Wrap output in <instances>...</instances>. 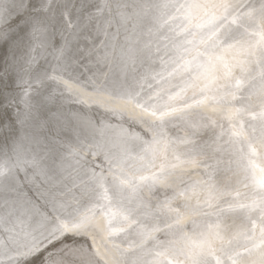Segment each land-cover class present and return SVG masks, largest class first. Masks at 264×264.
Instances as JSON below:
<instances>
[{"label": "bare ground", "instance_id": "1", "mask_svg": "<svg viewBox=\"0 0 264 264\" xmlns=\"http://www.w3.org/2000/svg\"><path fill=\"white\" fill-rule=\"evenodd\" d=\"M83 2L52 0V10L48 15L55 24V35L48 46L36 49L33 53L35 60L25 65L28 68L24 77L27 84H22L11 69L6 72L4 62L0 65V91H6L5 95L0 94V164L9 169L6 175L0 176V212L8 206L6 196L11 191L15 196L22 192L31 195L32 191H36L31 199L37 209V221L32 231L24 234L30 240L22 239L18 233L12 236V232L16 233L14 229L0 230V236L8 238L0 245V264H14L15 254L23 251L25 245L45 240L55 227L54 216L63 219L80 212L88 213L93 228L87 235L69 233L60 240L52 241L48 247L54 253L57 264L61 260L64 264H71L68 258L79 257L75 250L83 248L90 249L82 254L89 255L87 258L90 259L82 264H95L101 258V264H119L121 258L116 245L125 251L129 264H143L152 259L155 249L167 246L169 240L183 235V232L166 228L172 218L160 207L162 204L172 201L174 207H184L183 201L176 205L174 198L179 193L198 187L204 179L239 188L242 193L247 191L242 183L244 176L237 175L244 161L240 159L238 145L231 142L236 139L230 133L232 122L223 114L225 109L230 111L234 105L247 103L242 100L226 105L205 101L200 107L193 106L187 110L188 114L183 119L173 120L163 130L166 138L177 142L178 153L186 152L197 157L198 164L168 169L164 174L167 179L157 182L151 189L145 187L142 191H133L119 186L113 188L108 180L103 182V188H96V181L91 179L92 172L100 173L101 169L107 172L110 159L123 161L125 175L132 173L137 176L135 183H141L138 179L140 174H160L148 163L152 159L151 154L145 152L147 141L154 135L145 121L158 118L144 113L137 104L149 108L163 104L168 99V93L160 89L169 85L156 75L164 72L166 65L160 59L163 53L155 54L157 38L149 33L152 26L150 20L125 24L120 19L119 22L115 19L119 15L115 9L116 0ZM142 2L144 0H121V3ZM33 3L40 6V0H33ZM109 4L113 6L111 15ZM108 21H111L110 27ZM27 31L30 29L20 32L19 36L24 38L26 50H31L35 48V42H30ZM102 40L103 45L100 44ZM13 43L0 41L2 61L10 57ZM148 44H151L153 52L151 57L146 55L145 45ZM121 49L124 51L118 60L117 51ZM105 54L106 60H98V56ZM182 86L179 79L172 81L173 91ZM259 87L257 77L250 91L255 92ZM97 88L100 90L97 91ZM46 93L51 96L50 101L38 95ZM129 95L134 99L129 100ZM243 95L246 97L248 92ZM221 98L231 100V97H217L218 100ZM74 107H82L86 114L74 112L86 116L93 126L103 123L102 127L99 126L102 131L98 138H87L75 132L74 123L66 120L69 110ZM48 109L52 112L49 116ZM95 109L105 114L120 113L124 118L105 121L93 114ZM31 117L39 120L41 126L37 131L43 129L51 139L36 133L41 139L38 145L26 143L20 152L17 146L21 145L20 140L22 142ZM246 126L249 131L256 127L259 134L256 121H249ZM160 134L159 131L156 133ZM184 137H191L195 143L180 144ZM169 158L172 159L171 153ZM181 159L184 157L181 156ZM14 179L17 187L12 184ZM105 188L109 190L107 199H100ZM38 189L50 198L42 197ZM225 199L237 197L233 193ZM126 216L137 223L120 231L126 225ZM192 220L196 223H191ZM216 221L215 215L205 217L196 214L183 220L181 226L184 232L190 233L205 229L208 223ZM247 222V217L239 213H226L221 221L222 226L230 228L232 233L239 231ZM156 229L162 231H153ZM148 231H152L153 238L142 247H137L141 244L140 233ZM97 251L99 257L92 255Z\"/></svg>", "mask_w": 264, "mask_h": 264}, {"label": "snow or ice", "instance_id": "2", "mask_svg": "<svg viewBox=\"0 0 264 264\" xmlns=\"http://www.w3.org/2000/svg\"><path fill=\"white\" fill-rule=\"evenodd\" d=\"M51 5L52 0H40L39 7L33 0H0V41H14L10 57L3 59L4 70L14 71L22 84H27L24 77L28 68L25 65L35 60V50L48 46L55 35V24L48 15ZM108 8L111 15L113 6L109 4ZM115 9L125 24L150 20L152 26L149 33L157 38L155 54L162 52L160 59L166 65L164 72L156 75L169 85L160 89L168 93V99L151 108L137 104L144 113L158 118L145 121L154 133L153 138L147 141L145 152L151 154L152 159L148 163L160 174H140L138 179L141 183H135L137 176L132 173L125 175L123 161L110 159L107 172L103 169L100 173L92 172L91 179L96 181V188H103V182L108 180L113 188L119 186L133 191H142L145 187L151 189L157 182L167 179L164 174L168 169L198 164L197 157L177 152V142L163 134L166 126L173 120L183 119L188 114L187 110L193 106L200 107L205 101L221 105L237 100L247 101L246 104L234 105L230 111L225 109L223 113L232 122L230 133L236 139L231 142L238 145L237 151L244 161L237 175L244 176L242 183L247 191L242 193L239 188L204 179L198 187L179 193L174 198L176 205L183 201L184 207H174L172 201L162 204L160 207L172 218L166 228L183 232V235L169 240L167 246L155 249L152 259L143 264H264V0H144L142 3L116 0ZM108 25L111 26V21ZM26 29H30L26 33L30 42H35V48L31 50H26L24 38L19 36ZM107 35L105 30V38ZM100 44L103 45L104 41ZM145 49L146 55L151 57V44L145 45ZM99 59L106 60L107 54L98 56ZM257 77L260 87L252 92L250 90ZM177 79L183 86L173 91L172 81ZM246 91L248 95L245 97L243 94ZM217 97H231V100H218ZM132 99L134 97L129 95V100ZM252 120L257 122L259 134L256 127L248 130L246 125ZM158 131L160 135H156ZM179 143L192 144L195 141L184 137ZM8 171L4 164H0V176ZM108 191L105 188L100 199H107ZM233 193L237 199H225ZM222 204L226 207H221ZM226 213L243 214L248 222L232 233L221 223ZM196 214L205 217L215 215L217 221L208 223L205 229L184 232L181 222ZM53 223L55 227L45 240L25 245L23 251L15 254L14 264H57L48 245L69 233L87 235L93 228L87 212L63 219L54 216ZM135 223L137 221L126 216V225L120 231ZM140 235L141 244L137 247H142L153 238L152 231ZM241 240L243 243H240ZM115 247L121 258L119 264H129L125 251L119 245ZM89 251L87 248L77 249L75 254ZM92 255L99 257L98 251ZM101 259H97L95 264H101ZM60 264H64L63 260ZM71 264L77 262L74 260Z\"/></svg>", "mask_w": 264, "mask_h": 264}, {"label": "water", "instance_id": "3", "mask_svg": "<svg viewBox=\"0 0 264 264\" xmlns=\"http://www.w3.org/2000/svg\"><path fill=\"white\" fill-rule=\"evenodd\" d=\"M83 1L84 0H81V3ZM79 8H80V6L78 7V9ZM117 17L118 18H115V19H118V21L120 22L121 16L118 15ZM1 62H3V61L1 60V55H0V65H1ZM5 92L6 91L1 90L0 94L5 95ZM3 95H2V97H5ZM38 95L39 96L41 95V97H43V99L46 101L51 100V96L48 95L47 93H46V95L45 94H38ZM1 102L2 101L0 98V103ZM72 109L69 110L70 112L66 116V120H69L70 122L74 123L73 127L75 128V132L80 134V135L83 134L87 138H90V137L91 138H93V137L98 138L97 136H99L101 134V131H102V128L100 129L99 126L102 127L101 124H103V123L96 124V125H98V127L93 126V123L89 122L88 118L86 116H85L86 117L85 118V117L80 116V114H76L74 112V111H77V112L85 113L84 110L82 109V107L80 109H77V107H74ZM61 111H62V109H61ZM47 112H48L47 113L48 116H49V114H52L50 109H48ZM93 114L98 115L99 117L106 119L105 121L111 120L114 118H116V119H123L124 118L120 113L105 114V113L99 112L96 109L93 111ZM66 120L64 119V121H66ZM85 121L88 123H86ZM32 124H34V126H32ZM27 126H28L27 129L24 130L22 142L20 140L21 145L17 146V149H19V151L22 149V147L24 148L26 146V143H27V145H30V146L33 143L34 144L37 143V145H38V143H39V141H41V139L37 138L36 133H40V134L42 133L41 137L51 139L50 134L46 133L43 129H40L41 131L40 130L37 131L38 127L41 126V125H39V120L36 121L35 118L31 117L30 119H28ZM83 127H86V128L83 129ZM87 128H89V129H87ZM33 147H35V146H33ZM63 147H65V146H63ZM20 152H22V151H20ZM14 153H15V151H14ZM12 184L17 187L16 179H14L12 181ZM38 192L43 195L42 197L50 198V196L48 194L42 193L43 191L41 189H38ZM32 194L36 195V191H32L31 195ZM15 195L16 194L13 193L12 191L10 193H7L6 197H7L8 206L6 207V209H4L0 212V222H1L0 230L6 231V229H8V230L13 231V229H14L16 233L12 232L13 233L12 234L10 232L12 234V236L18 233L17 235L19 237H21L22 239H24L26 237L24 234H26V232H28L30 230L32 231L33 226L37 221V209L35 207L36 205L33 204V200L31 199V195H27L24 192L20 193V195H18V196H15ZM23 229H24V232H23ZM28 238H29V236H28ZM25 239H27V238H25ZM4 240H8L7 236H4V235L0 236V245H2ZM28 240H30V239H27L26 241H28ZM87 257H89V255L85 256V258H86L85 260H80L77 263H81L83 261L85 262V261H87V259H90Z\"/></svg>", "mask_w": 264, "mask_h": 264}, {"label": "rangeland", "instance_id": "4", "mask_svg": "<svg viewBox=\"0 0 264 264\" xmlns=\"http://www.w3.org/2000/svg\"><path fill=\"white\" fill-rule=\"evenodd\" d=\"M127 37L129 38V37H130V34H128ZM123 51H124L123 49H121L120 51H117V57H118L117 59H118V60H120V58L122 57V56H121V53H122ZM124 124L126 125V123H124ZM74 257H75V258H74ZM71 259H72V260H71ZM84 259H86V258H85V255L80 254L79 257H78V256H77V257H76V256H70V257L68 258L67 261H68V262H69V261L72 262V261L75 260L76 262H78V261H80V260H84Z\"/></svg>", "mask_w": 264, "mask_h": 264}]
</instances>
